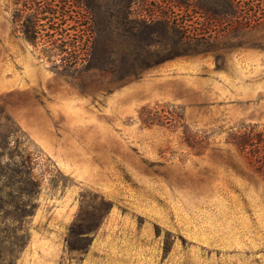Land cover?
<instances>
[{
    "label": "rangeland",
    "instance_id": "obj_1",
    "mask_svg": "<svg viewBox=\"0 0 264 264\" xmlns=\"http://www.w3.org/2000/svg\"><path fill=\"white\" fill-rule=\"evenodd\" d=\"M27 2L0 0V153L40 186L0 264H264V177L229 141L264 124V0H91L70 53L23 34Z\"/></svg>",
    "mask_w": 264,
    "mask_h": 264
},
{
    "label": "trees",
    "instance_id": "obj_2",
    "mask_svg": "<svg viewBox=\"0 0 264 264\" xmlns=\"http://www.w3.org/2000/svg\"><path fill=\"white\" fill-rule=\"evenodd\" d=\"M121 1L123 4L122 14L126 15V12L128 13L126 7L132 0ZM27 3L26 8L30 14L24 19L19 17L18 20L20 21L19 28L31 43L34 45L42 44L49 50L68 53L80 47L78 37L82 38L84 34L89 33L88 27L82 24L83 20L81 19L84 15L82 10H94L91 0H28ZM175 3L182 10V13H186L188 8L194 6L191 0H175ZM219 3L222 8H216L213 11L216 17L220 16L219 19H223L227 13L231 15L235 13L234 0H218V5ZM187 22V19L180 23L172 21V26L176 25L178 29L190 32L189 29H186L189 27ZM165 23L168 24V21ZM83 44L81 43V45ZM72 59V63L77 62L76 58L73 57ZM242 128L230 132L229 141L245 153L249 162L264 177V124L252 123L244 125ZM184 142L191 147L200 146V141L194 135H186ZM3 155L4 152L0 153V215L20 221L31 213L30 210L26 211L25 209L28 203L18 202V200L22 197H31L35 190L38 191L40 184L29 171L30 166L29 170L28 167L23 169L24 162L14 161L11 163L6 161L1 164ZM9 159L14 160L12 157ZM77 223L72 224L66 239L69 249L73 248L71 236L75 233L89 232L88 230L77 232V227L80 225Z\"/></svg>",
    "mask_w": 264,
    "mask_h": 264
}]
</instances>
